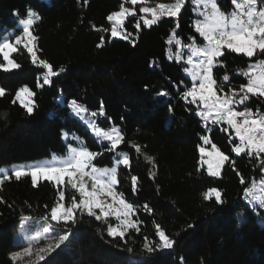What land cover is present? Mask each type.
<instances>
[{"label": "trees", "instance_id": "trees-1", "mask_svg": "<svg viewBox=\"0 0 264 264\" xmlns=\"http://www.w3.org/2000/svg\"><path fill=\"white\" fill-rule=\"evenodd\" d=\"M172 1L145 0L148 6ZM121 3L142 15L141 4L132 5L128 0H0V34L15 31V22L32 10L37 15L31 28L37 37V57L51 63L54 70L61 66L65 69L52 78L50 85L38 87V83L43 84L45 70L32 63L26 48L17 46L11 58L20 67L9 72L0 70V87L6 90L0 97V167L62 154L76 137L89 150L103 151L107 142H97L69 107L76 100L88 109L84 113L87 120H95L106 130L118 127L125 137L117 151L129 155L128 166L115 165L114 153L106 151L93 164L117 167L119 183L115 189L135 206L132 218L139 229L129 230L124 239L113 238L108 235V224L77 212L74 224L57 226L60 231L71 232L64 245L42 253L45 259L39 262L33 255L18 259L16 264H264V209L244 195L247 187L264 177V154L261 160L245 154L235 156L231 134L219 126L206 129L193 111L195 105L182 99V92L190 87L184 61L166 56L169 49H177L167 43L173 30L182 45L192 38L200 40L193 26L197 16L192 0H186L179 17H163L151 28L137 16L128 17L125 30L133 34L131 43L110 39L107 17L118 11ZM219 6L227 11L233 5L231 0H219ZM138 20L140 27L136 28ZM101 36L104 44L97 47ZM186 49L182 51L186 53ZM261 58L264 54L249 59L226 53L219 58L223 67L214 69V76L220 79L228 74L229 84L238 88L246 83V77L237 72L247 70L250 63ZM23 86L34 93L31 115L17 101L13 103ZM160 92L165 95H158ZM246 104L264 111V98L250 97ZM101 105L104 116L91 117L90 113L99 112ZM207 132L229 156L219 177L208 176L200 165L198 148ZM132 176L137 177L135 192ZM241 178L245 184L240 183ZM210 188L221 191L222 205L214 198L203 199ZM60 191L65 194L66 207L73 196L79 200L72 188L43 180L33 187L30 177L19 181L13 178L0 187V264H13L12 254L26 244L21 227L24 223L32 225L30 235L42 238L33 246L34 253L54 244L43 232L53 222L50 217L48 221L43 218L49 216ZM22 216L33 219L25 222ZM109 223L113 224V219ZM157 224L175 243L172 249L149 253L144 248L145 238L149 242L158 240Z\"/></svg>", "mask_w": 264, "mask_h": 264}, {"label": "snow or ice", "instance_id": "snow-or-ice-1", "mask_svg": "<svg viewBox=\"0 0 264 264\" xmlns=\"http://www.w3.org/2000/svg\"><path fill=\"white\" fill-rule=\"evenodd\" d=\"M130 3L132 5L141 4L139 12L144 15L140 16L139 20H142L144 26L151 28L158 24L163 17H179L181 10L185 7L186 0H173L172 3H157L154 6H148L145 0H130ZM192 3L195 9H198L197 19L193 21V26L200 38L199 42L192 38L187 45H182L181 40L176 39L175 31L167 41L169 45L175 43L177 46L175 52L169 49V58L174 57L178 62L184 60L186 65L184 71L190 77V87L182 92V99L188 104L195 105L193 111L206 129L209 126L227 125V128L234 132L232 152L237 156L245 154L249 158L261 160V155L264 154V111H261L260 108L253 110L247 106L246 102L250 100V97L264 98V58L250 63L247 70L237 72L238 75L246 77V83L240 84L238 88L229 84L228 74L223 75L220 79L215 77L214 69L223 67V62L219 58L224 57L226 53L242 54L249 59L257 54H264V0H231L234 8L230 12L222 10L219 0H192ZM135 14L133 10L121 3L118 11L108 15L107 20L111 22V37L129 40L133 34L126 32L125 20L127 16H135ZM35 19L36 14L29 10L27 18H19L15 22V31L0 34V56L3 58V62H0V70L9 72L20 67L11 58V55L17 51L14 45L23 44L32 56V63H38L39 67L46 70L43 72V84L38 83V87H43L50 85L52 78L63 73L65 69L61 66L58 71L54 70L51 63L37 57L34 51L37 37L30 30ZM139 20L136 23V28L140 27ZM176 27H179L178 22ZM17 32H22V35ZM129 42L132 41L129 40ZM103 44L104 37L101 36L97 47H101ZM182 48H187V54L181 50ZM226 85H228L227 92H225ZM5 93L6 90L0 87V97H3ZM158 95L164 96L165 93L160 92ZM15 96L16 99L13 103L19 100L20 106L31 115L34 107L31 98L34 93L24 86L16 92ZM25 97L28 99L25 100ZM69 107L81 121L91 128L97 142H107L103 151L114 153L115 165H129V155L126 152L117 151L125 139L118 127L113 126L106 130L97 126L95 120H87L84 113H87L88 109L79 105L76 100H72ZM104 114L103 105L99 112L92 111L90 113L91 117L98 115L103 117ZM64 135L66 137L67 133ZM201 140L204 145H211L210 149L204 146L199 147L201 164L207 165L208 176L219 177L221 169L229 161V156L225 155L212 142L209 135H203ZM235 140H238V143ZM103 151H91L87 146H67L64 153L53 154L48 163H37L30 167L22 165L11 168L0 167V187L6 181L13 178L19 181L22 177H30L33 187H36L41 180L63 186L67 177V184L79 194V200L77 201V198L73 196L70 205L66 207L65 194L60 191L57 202L50 209L49 216L43 218L48 221L50 217V221L53 222L43 228L45 237L54 241V244L49 243L47 248L40 247L34 253L33 246L42 238L29 234L32 228L31 224L21 225L25 229L26 244L20 251L12 254L13 264H16L18 259L31 258L33 255L39 262L45 259L42 253L51 252L64 245L69 240L71 232L60 231L57 226L68 225L70 222L74 224L77 212L86 213L89 217L108 224V235L113 238L124 239L129 230H139L138 222L132 219L136 214L135 206L125 199L124 193L115 189L119 183L117 167H97L93 164L96 157L102 155ZM139 151L140 149L137 147V152ZM145 159L151 158L145 157ZM262 166H264V160H262ZM131 180L132 190L135 192L137 177L132 176ZM240 183L245 184V180L241 178ZM259 184V188L256 183L247 187L244 195L250 197V203L264 209V179H261ZM213 198L218 205L224 203L221 191L216 188H210L203 193L205 201L213 200ZM144 208L151 211L148 205H144ZM97 209L99 212L96 211ZM109 217H113L118 223L113 226L109 223ZM21 219L29 222L33 218L22 216ZM156 235L158 240L154 242H149L145 238V250L152 253L157 250L173 248L175 241L165 234L159 224L156 225Z\"/></svg>", "mask_w": 264, "mask_h": 264}, {"label": "rangeland", "instance_id": "rangeland-1", "mask_svg": "<svg viewBox=\"0 0 264 264\" xmlns=\"http://www.w3.org/2000/svg\"><path fill=\"white\" fill-rule=\"evenodd\" d=\"M128 2H130V0H128ZM173 2V1H172ZM171 2V3H172ZM139 4V3H138ZM192 5H193V7H194V13H195V15H196V12L198 11V9H195V6H194V4L192 3ZM233 8H234V6H232L231 8H229L227 11H225V12H230V11H232L233 10ZM129 9H131V10H133L135 13H136V10H135V8L134 7H131V8H129ZM142 15H144L143 13H142ZM141 15V16H142ZM135 16H137V17H139L138 15H137V13L135 14ZM128 17H132V16H127L126 17V19L128 18ZM27 18V17H26ZM140 18V17H139ZM37 20V15H36V19H35V21ZM126 21V20H125ZM141 21V23H143L142 22V20H140ZM109 24H110V28H111V22L109 21ZM31 30V29H30ZM173 31H175V30H173ZM172 31V32H173ZM11 32H13V31H10V32H8V33H11ZM17 34H20V35H22V32H18ZM171 35H172V33H171ZM170 35V36H171ZM169 36V37H170ZM110 39H118V38H113V37H111V32H110ZM169 39V38H168ZM176 39H178V38H176ZM13 43H14V38H13ZM173 44H175V43H173ZM15 47H17V46H23V44H20V45H14ZM24 47V46H23ZM182 50V49H181ZM186 51L188 52V50L186 49ZM187 52H186V54H187ZM167 58L169 59V60H171L170 58H169V51L167 52ZM2 57V56H1ZM185 59H186V56H185ZM184 61V60H183ZM46 71V70H45ZM184 74H185V76L186 77H188L187 75H186V73H185V71H184ZM43 77V75L41 76V78ZM189 79H190V77H188ZM43 79V78H42ZM39 84H42V83H39ZM24 87V86H23ZM20 89V88H19ZM18 89V90H19ZM17 90V91H18ZM15 99H16V96H15ZM25 100H27L28 98L27 97H25L24 98ZM32 99V98H31ZM17 102H18V104L20 105V101L19 100H17ZM75 115V114H74ZM76 116V115H75ZM77 117V116H76ZM79 118V117H78ZM84 122V121H83ZM85 123V122H84ZM86 124V123H85ZM87 125V124H86ZM204 125V124H203ZM88 126V125H87ZM219 126V128L221 129V130H223V129H227L225 132L227 133V134H231V136H230V138L231 139H234V132L231 130V129H228L227 128V125H218ZM211 127L212 126H209L208 127V130H210L211 129ZM89 128V127H88ZM90 130H91V128H89ZM91 132L93 133V135H94V132L91 130ZM207 135H208V132H207ZM95 136V135H94ZM72 140H74L75 141V143H70V144H68V146H83V141L80 139V138H78V137H76V138H72ZM236 143H238V140H237V142ZM201 146H204V147H206V148H208V149H210L211 148V145H204L203 144V141H202V144H201ZM200 147V146H199ZM198 151H199V148H198ZM233 154L235 155V156H237L234 152H233ZM199 155H200V153H199ZM52 157V156H51ZM50 157V158H51ZM50 158H47V159H44V160H40V161H35V162H27V163H21V164H16V165H10V166H5V167H8V168H11L12 166H24V167H30V166H33V165H35V164H37V163H48L49 162V160H50ZM205 159H207V158H205ZM200 165L202 166V167H204L205 169H206V171H207V165L206 164H201V156H200ZM263 174H264V171H263ZM87 179V178H86ZM263 179H264V177H263ZM260 182V181H259ZM259 182L257 183V187L259 188V186H260V184H259ZM90 183V182H89ZM54 184V183H53ZM66 185V186H65ZM64 187H67V188H71L70 187V185H68L67 184V177L65 178V184L63 185ZM62 187V186H61ZM75 190V189H74ZM76 191V190H75ZM104 199H107V198H104ZM246 200H250V197H246ZM109 203L111 202L110 200L108 201ZM98 210V209H97ZM99 211V210H98ZM109 219H113V226L116 224V223H118L117 221H115V219L113 218V217H109ZM133 219V218H132Z\"/></svg>", "mask_w": 264, "mask_h": 264}]
</instances>
